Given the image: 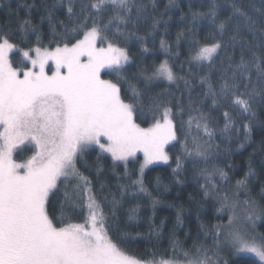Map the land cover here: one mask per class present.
Listing matches in <instances>:
<instances>
[{
	"label": "snow or ice",
	"instance_id": "6c2138e0",
	"mask_svg": "<svg viewBox=\"0 0 264 264\" xmlns=\"http://www.w3.org/2000/svg\"><path fill=\"white\" fill-rule=\"evenodd\" d=\"M149 3L155 7V0ZM149 3L144 0H67L68 24L58 22L62 32L56 31L53 13L48 11L47 19L52 25L48 46L43 44L37 25L30 19L21 22L18 31L25 39L28 33H35L36 46L29 44L28 50L18 49L7 33L0 31V264H226L219 258L218 251L212 252L210 257V250L203 245L193 244L192 249L185 250L175 240L171 244L173 258L163 255L157 258L155 253L145 258L127 255L109 236L106 217L92 192L91 181L77 168L78 161L97 146L102 153L110 155L114 168L116 162H122L127 174L130 158L142 152L140 178L131 183L139 185V191L144 192L143 171L157 162L168 163L170 157L165 148L178 139L177 122L185 136L186 156L194 153L207 161L209 150L215 147L212 138L216 129L210 126L212 111L228 103L254 119L257 115L254 108L258 104L264 107V27L257 29L251 17L236 3L232 5V15L218 21L217 0H211L206 13H193L194 18H209L223 37L234 17H243L244 28L252 33V40L245 39L237 22L227 42L221 39L211 45L197 44L192 59L200 63H211L222 45L226 50H234L239 45V59L226 51L221 60L219 85H214L208 77H201L200 84L207 91L194 94L191 83L177 76L165 59L146 76L143 92L130 85L133 94L130 102H125L119 82L101 79L100 74L105 68L119 74L131 59L126 47L113 41H129L135 36L144 42L145 37L138 36L136 29L148 18ZM57 4L63 5L64 0H56L52 7ZM153 21L155 30L160 22L154 17ZM108 33L112 34V39ZM71 40L76 42L69 46ZM98 41L107 42V46L98 47ZM60 43L63 46H59ZM160 44L165 50L169 48L164 40ZM17 50L30 61L28 70L12 66L10 54ZM49 62L55 65L51 75L46 72ZM62 69H66V73ZM161 80L169 84L183 81L186 97L184 94L173 97L172 93L152 95L151 83ZM138 113L141 117L151 116L152 125L140 127L136 123ZM223 115L226 123L221 131L227 133L233 121L227 111ZM193 128L202 136L192 135ZM245 128L251 131L247 125ZM189 136L191 149L187 147ZM25 141L34 145L35 154L25 163H16L14 150ZM99 159L98 156L97 161ZM181 167L182 159L177 156L176 169ZM97 170H100L99 164ZM200 174L226 179V173L219 168L211 171L204 168ZM61 178L65 181L74 178L77 189L87 193L86 203L74 201L67 192L64 194L67 209L83 211L86 208L84 223L62 221L63 226H58L50 218V194L57 189ZM243 184L244 181H238V185ZM209 188L216 189L215 183L205 187V196ZM127 191L120 185L122 194ZM261 197L264 198V190ZM244 203L248 221L254 224L255 219L264 216V208L258 207L251 197ZM112 204L114 216L120 200L114 197ZM224 208L232 212L227 229L221 225L207 226L210 232L206 235L212 236L213 248H221L223 237L236 251L254 253L264 262V237L234 227L235 202L229 203L227 196L217 211ZM65 210L61 205L62 214ZM177 250L185 257L183 261L175 258Z\"/></svg>",
	"mask_w": 264,
	"mask_h": 264
},
{
	"label": "trees",
	"instance_id": "16d2710c",
	"mask_svg": "<svg viewBox=\"0 0 264 264\" xmlns=\"http://www.w3.org/2000/svg\"><path fill=\"white\" fill-rule=\"evenodd\" d=\"M144 2L149 3V0ZM210 2L211 0H173L170 3L169 0H155L154 8L149 3L148 18L141 21L136 29L138 36L145 37L144 42L142 43L135 36L129 41H113L126 47L131 59L119 74L114 69L106 70L101 73V79L119 82L122 99L130 102L133 94L130 85L143 92L146 76L167 59L176 75L191 83L194 94L207 91L206 87L200 84L201 77H208L218 86L221 76L220 62L224 59L226 51L239 59L240 47L236 45L234 50L231 48L226 50L222 45L217 57H214L211 63H200L192 59L197 44L211 45L221 39L227 42L233 32V25L237 22L241 25L245 39L252 40V33L244 28L243 17H234L223 37L219 35L216 23L211 22L209 18H194L193 13H206ZM55 3L56 0H0V31L6 32L17 44L18 49L28 50L29 44L34 48L35 33H28L25 39L18 31L21 22L30 19L33 25L39 27L43 44L48 46L52 38V25L47 19L48 11L51 10L53 13L52 20L57 32L63 31L59 21L68 24L67 0H64L63 5L57 4L52 7ZM233 3L241 6L257 29L264 27V0H217L218 21L232 15ZM153 17L160 22L155 30L152 28ZM259 35L260 33L257 32L258 38ZM108 36L112 39L111 33H108ZM161 40L169 45L167 50L161 48ZM75 42V40L69 41V46ZM99 45L107 46V42L99 41ZM59 46L63 44L60 43ZM145 48L147 51H144ZM245 55H248L247 50ZM11 60L15 68L28 66L21 51H13ZM150 92L152 95L172 93L173 97H180L182 94L186 97L185 86L181 80H177L174 84L163 80L153 81ZM254 110L257 113L254 119H250L247 114H241L228 103H225L222 109L217 108L212 111L213 119L210 126L216 129V134L212 138L215 147L209 150L207 161L194 153L191 157L186 156L185 136L177 122L178 139L167 146L170 159L167 164L155 165L146 170L142 177L144 192L139 191V185L131 183L140 178L141 156L129 160L125 174L122 162H116L114 168L109 154L102 153L95 146L94 150H89L83 159L78 161L77 168L91 181L92 192L103 208L106 227L113 242L117 243L127 255L135 258H145L151 253H155L157 258L161 255L165 258H173L171 244L175 240L185 250L192 249L193 244L203 245L210 250V257L214 251L225 250V256H220V252L219 258L226 261V264H264L256 256L235 252L223 243V237L221 248L217 250L213 248L212 236L206 235L210 232L207 227L209 225H221L225 229L228 227L231 210L224 208L222 211H217L222 207L225 196L228 197L229 203L235 202V208L246 207L244 201L248 197H251L258 207L264 208V198L261 197V192L264 190V107L258 104ZM224 111L228 112L233 121L227 133L221 131L226 123ZM184 119L187 120L186 113ZM136 123L146 128L152 125L153 120L151 116L141 117L138 113ZM245 125L251 129L250 132ZM192 135L202 136L195 128ZM200 142L203 143V139ZM187 147L190 149L193 147L191 136L188 137ZM31 154L30 149H24L16 155L18 160H23ZM98 156L99 161H97ZM177 156L182 159L180 169H176ZM204 168L209 171L216 168L223 169L226 179H221L218 175H201V169ZM238 181H244V184L238 185ZM211 183H215L216 189L209 188V193L205 196V187ZM101 184L104 185L103 188ZM120 185H124L128 191L122 194ZM57 189L50 194V218L58 226H63L62 221L84 223L87 217L86 208L83 211L80 208L75 211L67 209L64 194L67 192L74 201L86 203L87 193L77 189L74 178H69L67 181L61 178ZM114 197L120 200V204L116 205L113 216ZM61 205L66 209L63 214ZM133 209L136 210L134 213ZM133 216L134 218H130ZM251 233L264 237V216L255 219ZM175 258L185 259L180 255L179 250Z\"/></svg>",
	"mask_w": 264,
	"mask_h": 264
},
{
	"label": "rangeland",
	"instance_id": "374dc122",
	"mask_svg": "<svg viewBox=\"0 0 264 264\" xmlns=\"http://www.w3.org/2000/svg\"><path fill=\"white\" fill-rule=\"evenodd\" d=\"M97 46L98 47H106V46H100L99 45V41H98V43H97ZM11 55H12V53L10 54V60H11ZM23 59L27 62V64H28V66H26V67H18V68H16L17 70H28L29 68H31V63H30V61L29 60H27V59H25L24 57H23ZM85 61H86V57L85 58H83ZM11 62H12V60H11ZM13 63V62H12ZM15 68V67H14ZM55 70V65H54V63H52V62H49V64L46 66V72H47V74L48 75H51L52 74V72ZM106 70H111V69H109V68H105V69H103L102 71H101V73L102 72H104V71H106ZM62 72H64V73H66V69H62L61 70ZM101 75V74H100ZM21 78H22V72H21ZM168 146V145H167ZM167 146H166V148H165V151L167 152ZM95 147H97V146H95ZM24 149H30L31 151H32V154L30 155V156H28L27 158H25V159H23V160H18L17 159V153L18 152H20V151H23ZM22 154H24V152L22 153ZM35 154V149H34V145L33 144H31L30 142H28V141H25V142H23V143H20L18 146H17V148L14 150V153H13V159L15 160V162L16 163H25V162H27L33 155ZM25 155H27V154H25ZM24 155V156H25ZM137 156H141L142 157V163H143V160H144V157H143V153L142 152H138L137 154H136V157ZM135 157V158H136ZM131 159H133V158H130V160ZM141 163V164H142ZM159 164H165V163H163V162H157V163H154V164H151V165H149L147 168H145L144 169V171H143V174L146 172V170L148 169V168H150V167H152V166H155V165H159ZM23 171V170H22ZM231 215H232V212H231ZM230 215V216H231ZM246 207H244V208H235V218H234V227L235 228H237V229H239L241 232H245V233H248V234H250V235H255V234H252L251 233V230H252V222H250V221H248L246 218ZM256 236V235H255ZM256 237H258V236H256ZM223 243H225L226 245H228L231 249H233L235 252H237V253H242L243 255H251V256H255V254L254 253H250V252H240V251H236L232 246H231V244L230 243H228V241L226 240V239H224V242ZM221 252V253H220ZM219 253H220V256H225L224 255V252H225V250H223V251H220ZM258 258V257H257ZM181 261H183V260H181Z\"/></svg>",
	"mask_w": 264,
	"mask_h": 264
}]
</instances>
